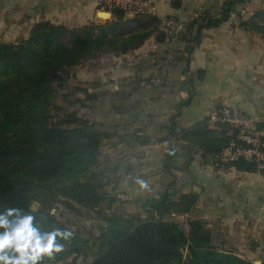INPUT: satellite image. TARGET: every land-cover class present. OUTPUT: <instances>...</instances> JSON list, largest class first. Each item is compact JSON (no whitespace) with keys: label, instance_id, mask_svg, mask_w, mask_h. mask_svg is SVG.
I'll return each mask as SVG.
<instances>
[{"label":"crops","instance_id":"crops-1","mask_svg":"<svg viewBox=\"0 0 264 264\" xmlns=\"http://www.w3.org/2000/svg\"><path fill=\"white\" fill-rule=\"evenodd\" d=\"M222 2L157 0L155 14L125 11L123 19L135 27L158 28L168 16L188 23L193 14L216 11ZM103 4L102 0H0L4 16L12 21L23 18L29 26L39 21L67 27L98 22L96 13ZM239 10L220 25L204 29L189 54L179 38L164 36L159 41L150 35L127 53L104 54L73 66L67 81L93 82L87 87L93 95L86 100L83 118L112 124L108 132L116 141L109 145L121 153L109 174L110 201L120 203L126 213L142 214L145 201L173 181L179 193L196 194L187 215L204 222L222 249L262 264L264 174L219 166L210 154L180 138L205 118L213 128L212 118L222 108L240 110L264 128V36L252 28L264 25V0H249L244 13ZM247 20L252 21L242 23ZM94 81H100L105 92L99 93ZM118 89L121 92L115 95ZM189 93L190 102L179 108L171 125L170 117Z\"/></svg>","mask_w":264,"mask_h":264},{"label":"trees","instance_id":"trees-1","mask_svg":"<svg viewBox=\"0 0 264 264\" xmlns=\"http://www.w3.org/2000/svg\"><path fill=\"white\" fill-rule=\"evenodd\" d=\"M243 2L223 0L218 10L198 13L177 33L184 52L189 54L204 29L226 21ZM110 11L112 19L104 23L67 27L39 21L16 43L0 40V220L6 222L0 234L11 233L22 218L31 216L32 226L42 236L56 234L54 244L71 243L76 238L69 230L48 210H32V202H41L45 208L62 198L69 207L71 202L94 207L103 199L102 185L95 184L89 173L109 134L95 122L79 121L74 113L72 120H53L51 102L73 66L104 54L127 53L160 33L147 24L117 32L125 22V10L115 7ZM248 21L252 20L242 23ZM252 28L264 36V25ZM191 97L189 93L178 104L171 125ZM226 129V124L218 122L209 127V118H205L184 130L180 138L210 154L219 166L254 171L253 162L246 158L225 164L216 158L228 145ZM195 200V193H179L172 181L145 201L144 217H106L97 237L100 250L88 264H253L215 246L210 229L201 220L188 217L184 229L170 218L173 213H189ZM5 253L9 258L19 255L12 249ZM53 255H41L36 264L49 262Z\"/></svg>","mask_w":264,"mask_h":264},{"label":"rangeland","instance_id":"rangeland-1","mask_svg":"<svg viewBox=\"0 0 264 264\" xmlns=\"http://www.w3.org/2000/svg\"><path fill=\"white\" fill-rule=\"evenodd\" d=\"M4 6H0V40L1 41H10V42H18L20 39L25 38L28 35L29 22L20 20L12 21L8 15L4 16L3 9ZM99 10L110 11L105 6L100 7ZM98 22L104 23L105 21H109L110 19L102 18L97 15ZM126 22V21H125ZM124 22V23H125ZM122 24L118 27L117 32L127 33L130 30L134 29L135 26L131 24ZM96 63L100 61H95ZM96 63H94L96 65ZM134 74V70L132 71ZM98 84V88L101 86L100 81H94ZM122 82H124L122 80ZM131 82V81H130ZM86 84V85H85ZM93 82H84L81 83L77 80H69L62 85L61 88L56 90L55 96L51 102V114L53 120H61L66 119L72 120L73 113L76 114L78 120H83V117L86 116L88 111L89 102L86 101L89 95H93V90L89 93L87 91V87L91 86ZM130 87L132 85L128 84ZM96 89L99 93L105 92V87ZM129 88V87H128ZM116 89H113L115 91ZM127 90V89H124ZM109 92V91H107ZM120 94L119 89L117 90ZM123 91L122 93H124ZM113 94V93H112ZM114 95V94H113ZM117 100V99H115ZM115 104H118L119 102ZM72 114V115H70ZM100 121L95 124L96 127L101 128V126L107 129V132L112 131V124H105ZM102 124V125H101ZM73 124L70 125L72 127ZM109 134V132H108ZM110 135V134H109ZM109 136L108 140H103L102 146L100 147V153L98 155V162L96 166L92 168V171L89 174H93V180L95 184H100L101 186V194L103 199L94 207H88L79 205L77 203L71 202L72 206H66V204L62 203V198L53 204L51 207H43L41 202L34 201L33 209H45L52 213L56 219L62 223L70 232V235L76 238L75 241L71 243H62L57 242L55 244H59L62 246L59 252L53 251L51 255L52 259L45 264H88L90 263L95 256L98 254L99 242L97 237L100 233L101 228L105 225V218L110 215H140L144 217V212L141 214L138 213H126L123 210L122 205L119 203H113L108 199L110 177L109 174L117 165V161L120 157L119 147L112 148L109 144H112L116 141L115 138H111ZM91 176V175H90ZM189 215L186 214H177L173 213L170 218L183 227L187 228V218ZM192 218V217H191ZM54 244V246H55ZM213 244L218 248H221L216 240L213 238ZM256 264H259L256 261Z\"/></svg>","mask_w":264,"mask_h":264},{"label":"built area","instance_id":"built-area-1","mask_svg":"<svg viewBox=\"0 0 264 264\" xmlns=\"http://www.w3.org/2000/svg\"><path fill=\"white\" fill-rule=\"evenodd\" d=\"M107 9L115 7L125 11H133L145 14L156 13L157 0H102ZM249 0H244L240 6L239 13H244V8ZM198 13L191 16L196 17ZM187 21L179 20L173 16L163 17L158 25L159 32L163 33L168 40L177 38V33L184 29ZM213 123H224L227 125L225 135L229 142L226 147L216 156L220 163L236 161L246 158L253 162L254 171L264 174V128L258 122L237 109L222 108L213 118ZM126 199V196L119 194Z\"/></svg>","mask_w":264,"mask_h":264},{"label":"clouds","instance_id":"clouds-1","mask_svg":"<svg viewBox=\"0 0 264 264\" xmlns=\"http://www.w3.org/2000/svg\"><path fill=\"white\" fill-rule=\"evenodd\" d=\"M6 226L4 220H0V227ZM56 234L42 236L32 226V217L22 218L11 233L0 234V262L3 264H36L43 254L51 255L53 251L59 252L61 245L55 244ZM70 235V234H69ZM5 249H12L19 253L15 258H9Z\"/></svg>","mask_w":264,"mask_h":264},{"label":"water","instance_id":"water-1","mask_svg":"<svg viewBox=\"0 0 264 264\" xmlns=\"http://www.w3.org/2000/svg\"><path fill=\"white\" fill-rule=\"evenodd\" d=\"M101 13L108 14V16L106 17V19L111 18V12H110V11L99 10V11H97L96 14L99 16V14H101ZM163 37H164V34H163V33H159V34L157 35V40L161 41V39H162ZM259 125H260V127L263 128V124H262V123H260ZM248 159H249V158H248ZM30 208L33 209V203L30 205ZM258 263H260V262L258 261ZM254 264H256V262H255Z\"/></svg>","mask_w":264,"mask_h":264},{"label":"bare ground","instance_id":"bare-ground-1","mask_svg":"<svg viewBox=\"0 0 264 264\" xmlns=\"http://www.w3.org/2000/svg\"><path fill=\"white\" fill-rule=\"evenodd\" d=\"M99 16L102 18H106L108 16V14L101 13V14H99Z\"/></svg>","mask_w":264,"mask_h":264}]
</instances>
